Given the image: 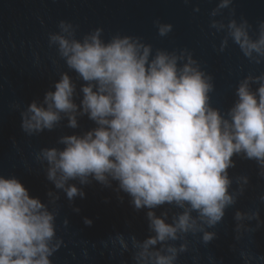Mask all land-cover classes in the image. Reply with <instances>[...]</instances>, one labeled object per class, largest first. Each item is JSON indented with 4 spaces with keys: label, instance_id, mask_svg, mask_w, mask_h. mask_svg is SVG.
Segmentation results:
<instances>
[{
    "label": "clouds",
    "instance_id": "clouds-1",
    "mask_svg": "<svg viewBox=\"0 0 264 264\" xmlns=\"http://www.w3.org/2000/svg\"><path fill=\"white\" fill-rule=\"evenodd\" d=\"M232 2L219 0L210 15ZM153 23L161 37L173 29L158 18ZM57 27L48 34L49 47H56L68 70L83 82L82 99L76 103L77 85L67 71L61 73L42 103L33 100L20 112L21 130L28 136L52 131L63 117L76 129L77 112L87 115L96 127L60 137L63 148L40 150L38 158L48 165L46 178L69 201L85 196L70 181L87 185L95 180L105 187L115 181L136 210L165 204L183 209L172 223L166 215L147 213L155 235L139 245L137 256L142 264H174L175 247H167L170 254L150 249L177 240L178 233L194 234L198 221L213 226L222 220L226 207L235 203L228 171L235 156L255 161L264 177V72L238 82L236 99L225 113L211 103L213 76L187 49L179 54L157 49L152 56V45L139 36L117 33L105 41L99 27L80 38L70 21L60 20ZM210 27L226 29L220 52L231 40L247 59L264 62V21L255 30L246 18L226 25L213 20ZM55 221L56 214L31 196L20 179L0 175V264H53L50 257L60 247L59 240L54 243ZM84 223L93 221L85 218ZM213 236L205 232L203 242Z\"/></svg>",
    "mask_w": 264,
    "mask_h": 264
},
{
    "label": "water",
    "instance_id": "water-1",
    "mask_svg": "<svg viewBox=\"0 0 264 264\" xmlns=\"http://www.w3.org/2000/svg\"><path fill=\"white\" fill-rule=\"evenodd\" d=\"M218 3L219 0H0V175L20 179L31 196L40 198L56 214L54 243L59 240L60 247L50 257L53 264H142L137 259L139 245L155 235L149 229L147 213L166 215V222L172 223L183 209L165 204L136 210L131 198L118 191L115 181L105 187L91 178L87 185L70 181L85 196L69 201L65 192L46 178L48 165L38 158L40 150L63 148L58 142L60 137L83 135L96 127L87 115L77 112L76 129L69 128L67 117H63L52 131L28 136L21 130L20 112L33 100L42 103L61 73L67 71L76 83V103L82 99L83 82L68 70L56 47H49L48 34L59 30L60 20H67L78 26V38L97 27L103 29L105 41L117 33L139 36L142 43L152 45V56L157 49L177 54L187 49L213 76L211 103L226 113L236 99L238 82L247 75L264 72V62L250 61L231 40L220 52L226 29L217 31L210 24L215 20L226 25L230 19L239 23L246 18L255 30L257 23L264 21V0H233L229 8L210 15ZM197 7L198 12L194 11ZM157 18L173 25L168 35H158L153 23ZM233 160L234 167L228 171L232 180L229 191L235 203L226 207L222 220L213 226L198 221L194 234L178 233L177 240L158 243L151 251L170 254L167 247H175L174 264H264V177L258 174L255 161L242 156ZM245 176L247 183L242 179ZM77 208L78 212L74 210ZM85 218L93 223L86 225ZM205 232L214 234L208 243L202 239ZM181 245L184 251L179 250Z\"/></svg>",
    "mask_w": 264,
    "mask_h": 264
}]
</instances>
